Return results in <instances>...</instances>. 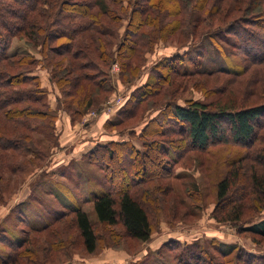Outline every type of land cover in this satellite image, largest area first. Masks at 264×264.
<instances>
[{"label":"trees","instance_id":"16d2710c","mask_svg":"<svg viewBox=\"0 0 264 264\" xmlns=\"http://www.w3.org/2000/svg\"><path fill=\"white\" fill-rule=\"evenodd\" d=\"M223 4L231 7L222 12ZM206 8L207 15L204 16ZM233 13H237L236 18L229 19ZM217 15L221 17L215 21L213 18ZM262 16L264 0H0V154L3 164L7 158L11 161V170L19 167L17 165L38 169L47 161L48 152L40 147L37 138H41V143H46L48 149L57 142L54 127L57 114L45 101L38 78L29 75L37 68L49 72V80L61 97L57 108L77 121L92 108L99 111L115 92L110 84L113 63L118 65L120 84L130 86L144 65L145 52L148 54L158 41L167 40L181 26H184L183 34L196 41L203 33L199 29L204 25L211 29L219 22L217 27L220 31L237 37L239 49L245 57L238 65L233 64L217 48L229 67L197 74L188 68L182 70V60L175 57L161 64L162 68L156 72L157 79L193 75H222L237 79L245 74L249 65H264V38L247 32L242 24L262 31ZM123 22H126L125 26ZM121 28L124 33L119 36ZM14 38L24 39L39 59L10 55L8 49ZM157 85V82L147 81L136 88L133 93L136 96L126 100L117 112V119L105 124L108 129L129 124L141 104L162 90ZM158 108L152 110L160 111L159 116L150 119L138 136L144 139V153L130 142L113 140L106 145L95 146L87 154L89 159L102 160L96 151H105L110 160L118 151H125L126 162L121 165L123 171L119 174L114 172L115 177L119 175L117 183L121 189L93 196L91 203L99 225L114 227L120 223L126 235L140 243L148 242L151 237L146 204L151 191L159 188L154 187L151 191L140 189L138 193L132 191L152 176L146 171L147 165L154 164L152 173L159 174V168L165 173L167 164L169 167L175 165L180 155L171 159V150L205 151L228 140L249 146L257 137V131L264 129V104L236 109L233 102L217 100L209 104L190 102L185 106L166 104L161 110ZM160 133L178 138H170L168 142L153 141V136ZM147 138L152 142H147ZM145 159L149 164H145ZM259 161L264 162V157ZM2 170L5 171L3 167ZM170 176L167 174L165 178ZM250 184L256 200L262 203L261 209H264V172L260 176L254 174ZM229 186L226 179L217 184L218 202L225 201ZM241 206L230 207L224 214V221L243 224L242 212L239 211ZM67 221H71L77 230L85 253L93 255L98 249V236L87 214L77 208L56 216L43 226H26L23 237L17 241L8 240L9 250L0 251V264H12L24 256L28 258L37 235H54L57 233L56 225ZM241 227L243 232L264 238V217L260 222ZM174 249L175 264H229L225 259L235 250L233 264H264V256H254L235 247L227 252L217 247V257L214 258L209 257L197 242L185 243ZM54 262L57 261L54 259Z\"/></svg>","mask_w":264,"mask_h":264},{"label":"rangeland","instance_id":"374dc122","mask_svg":"<svg viewBox=\"0 0 264 264\" xmlns=\"http://www.w3.org/2000/svg\"><path fill=\"white\" fill-rule=\"evenodd\" d=\"M229 7L231 5L223 4L222 12ZM208 8L203 12L204 16L207 15ZM236 14L233 13L229 19ZM220 17L217 15L213 19L216 21ZM229 22L236 24L234 21ZM122 24L125 26L126 22ZM217 24L219 22L211 29L205 25L203 29H199L203 33L196 41L183 34L184 26L179 27L167 40L158 41L148 54L145 52L144 65L130 86L120 84L119 68L113 63L110 84L115 92L102 104L99 111L92 108V111L77 121L57 108L61 97L49 80V72L41 67L30 72V76L38 78L45 101L57 114L54 123L57 142L48 149L46 143H41L42 139L36 137L40 147L48 152L47 161L38 169L30 165H17L19 167L11 170V161L5 158L6 162L3 164L0 154V251L9 250L8 240L17 241L23 237L27 231L26 226H43L56 216L77 208L84 211L93 224L98 236V249L93 255H87L77 230L73 228L71 221H67L56 225L57 233L54 235H37L31 248L32 254L12 264H175L174 248L194 242L200 244L211 258L217 257V247L222 252L235 247L254 256H264V238L252 236L240 229L241 226L244 228L260 222L264 217L262 203L256 200L250 184L254 174L260 176L264 172V162L259 161L264 157V129L257 131V137L249 146L228 140L226 143L212 145L205 151L170 149L171 159L180 155L175 165L169 167L167 164L165 173L161 168L158 170L159 174L152 173L154 164L147 165L149 162L145 159L148 167L146 171L152 176L132 191L138 193L140 189L148 188L151 191L154 187H159L156 191H151L150 200L146 204L152 228L151 237L146 243L132 240L120 223L114 227L99 225L92 208L93 196L121 189L117 183L119 175L115 177L114 172L119 174V171H123L121 165L126 162L125 151H118L110 160L105 151H96L98 156H102V160L87 158L88 152L84 155H81L83 151L75 154V150L81 145H85V150L94 145L93 149L97 144H105L112 139L130 142L144 153V139H139L138 136L150 119L159 116L160 111L152 108L160 109L166 104L185 106L190 102L209 104L221 100L233 102L236 109L264 104L263 64L249 65L245 74L237 79L222 75L156 78L157 70L162 68L161 64L175 57L182 60V70L188 68L193 74L229 67L224 55L238 65L245 56L239 49L237 37L233 33H223ZM242 24L247 32L264 38V30ZM237 30L242 32L241 29ZM122 33L124 29L121 28L119 36ZM252 46L254 45H250ZM8 53L39 59L24 39H12ZM147 81L157 82L162 90L141 104L129 124L127 122L120 128L109 130L105 124L117 119V112L126 100L136 96L133 95L135 89ZM158 85L156 87L159 88ZM102 115L107 118L102 119ZM170 138L178 137L160 133L157 137L153 136V141L168 142ZM146 141L152 142L149 138ZM87 142L89 144H85ZM96 153L94 157H97ZM167 174L171 176L165 178ZM225 179L230 184L229 192L225 201L218 202L217 184ZM240 204L242 206L239 211L242 212L244 223L224 221L226 211ZM235 254L236 250L230 253L225 262L233 264Z\"/></svg>","mask_w":264,"mask_h":264},{"label":"crops","instance_id":"0c3cea01","mask_svg":"<svg viewBox=\"0 0 264 264\" xmlns=\"http://www.w3.org/2000/svg\"><path fill=\"white\" fill-rule=\"evenodd\" d=\"M101 118L102 119H106L107 117H106V115H102L101 116ZM111 141H113V139L111 140ZM111 141H108V142H106L105 144H107V143H109V142H111ZM85 144H89L88 142L87 143H85ZM105 144H103V143H99V144H97V145H105ZM84 146L85 145H81V146H79V148L77 149V150H75V154H79L80 153V151L82 152V154L81 155H84L85 153H87V152H89L91 149H92V147L94 146V145H92V146H90L87 150H85V148H84ZM84 148V149H83Z\"/></svg>","mask_w":264,"mask_h":264}]
</instances>
